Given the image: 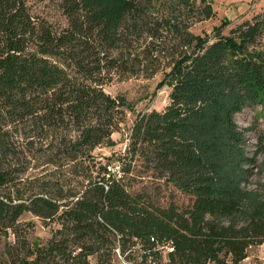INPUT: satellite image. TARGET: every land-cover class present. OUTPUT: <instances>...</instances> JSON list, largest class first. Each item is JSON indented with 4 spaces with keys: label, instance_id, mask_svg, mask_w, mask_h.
<instances>
[{
    "label": "trees",
    "instance_id": "trees-1",
    "mask_svg": "<svg viewBox=\"0 0 264 264\" xmlns=\"http://www.w3.org/2000/svg\"><path fill=\"white\" fill-rule=\"evenodd\" d=\"M37 1L0 0V264H241L264 241V155H247L233 116L264 108V12L198 35L157 0H52L62 23ZM161 69L166 103L126 123L104 86ZM121 129V152L95 151ZM143 174L189 204H157Z\"/></svg>",
    "mask_w": 264,
    "mask_h": 264
},
{
    "label": "rangeland",
    "instance_id": "rangeland-1",
    "mask_svg": "<svg viewBox=\"0 0 264 264\" xmlns=\"http://www.w3.org/2000/svg\"><path fill=\"white\" fill-rule=\"evenodd\" d=\"M210 3L213 15L208 19L201 18L197 0H157L154 5L156 10L160 12L176 7L174 13L177 17L181 21L185 20L188 23V30L198 35L207 34L210 28L217 25L222 18L232 19L233 22H236L239 17H249L252 13L264 12V0H210ZM34 10L48 21L62 23L59 10L52 0L37 1ZM172 43L173 40L168 36L164 37L157 46H166L169 49ZM167 51L163 53H167ZM159 67L161 68L162 64ZM165 70L161 69L150 77L131 76L104 86L106 93L111 96L121 95L130 107V110L125 111L126 123L131 121L136 111L142 109L159 110L166 103L168 87L163 85L158 88ZM233 119L237 127L244 131V147L247 155H251L255 149L261 147L260 152L255 156L256 162H259L264 155V108L259 105L245 107L234 114ZM110 137L112 144L97 148L95 150L97 153L108 155L111 152L117 153L123 150L126 143L124 130L113 132ZM257 181L261 182L262 179L256 174L255 168H251L248 187L256 186ZM135 187H141L148 191L154 201L161 206L172 203L177 208H183L190 202L187 195L180 193L161 180L151 179L146 174L136 179ZM19 220L30 222V229L26 235L29 242L34 239L43 241L49 235L48 226L44 225L38 217L30 213H23ZM112 264L126 263L116 259ZM241 264H264V241L249 248L247 256L241 261Z\"/></svg>",
    "mask_w": 264,
    "mask_h": 264
}]
</instances>
